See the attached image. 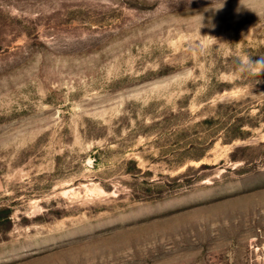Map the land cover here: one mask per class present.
<instances>
[{"label": "rangeland", "instance_id": "374dc122", "mask_svg": "<svg viewBox=\"0 0 264 264\" xmlns=\"http://www.w3.org/2000/svg\"><path fill=\"white\" fill-rule=\"evenodd\" d=\"M262 57L264 0H0V264H264Z\"/></svg>", "mask_w": 264, "mask_h": 264}, {"label": "trees", "instance_id": "16d2710c", "mask_svg": "<svg viewBox=\"0 0 264 264\" xmlns=\"http://www.w3.org/2000/svg\"><path fill=\"white\" fill-rule=\"evenodd\" d=\"M13 209L10 207H0V230L8 233L13 228Z\"/></svg>", "mask_w": 264, "mask_h": 264}, {"label": "clouds", "instance_id": "9594fccd", "mask_svg": "<svg viewBox=\"0 0 264 264\" xmlns=\"http://www.w3.org/2000/svg\"><path fill=\"white\" fill-rule=\"evenodd\" d=\"M218 9H220V8H218ZM244 70H248L250 72H255L256 74H260L261 72H264V57L259 58L255 61L251 60V61L247 62L246 69L243 67L241 68V71H244Z\"/></svg>", "mask_w": 264, "mask_h": 264}]
</instances>
